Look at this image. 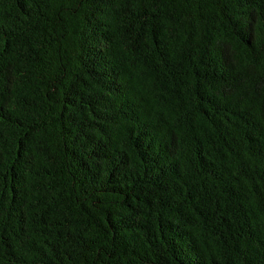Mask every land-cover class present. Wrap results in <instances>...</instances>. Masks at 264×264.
<instances>
[{"label": "trees", "instance_id": "16d2710c", "mask_svg": "<svg viewBox=\"0 0 264 264\" xmlns=\"http://www.w3.org/2000/svg\"><path fill=\"white\" fill-rule=\"evenodd\" d=\"M0 264H264V0H0Z\"/></svg>", "mask_w": 264, "mask_h": 264}]
</instances>
